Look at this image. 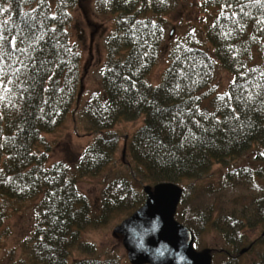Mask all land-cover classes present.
<instances>
[{
	"label": "trees",
	"instance_id": "obj_1",
	"mask_svg": "<svg viewBox=\"0 0 264 264\" xmlns=\"http://www.w3.org/2000/svg\"><path fill=\"white\" fill-rule=\"evenodd\" d=\"M82 1L0 0V196L41 197L29 242L32 263L120 264L115 258L70 262L82 230L136 212L146 202L143 186L174 183L184 192L176 220L196 239L208 227L220 232L234 251L213 249V255L224 253L226 264H237L250 245L240 251L244 232L264 228V0H203L206 9H217L207 28L213 54L193 38L176 45L157 86L149 75L173 0H95L100 13L115 15V31L108 38L104 93L87 111L88 136L95 140L72 173L65 163L47 165L43 138L65 123L79 99L81 55L69 27L70 12ZM216 61L233 81L209 105L203 92ZM141 119L127 146L129 177L110 182L100 212L91 213L79 179L113 164L121 142L116 126ZM246 156L249 162L238 165ZM216 166L227 171L221 186L200 185ZM238 186L251 190L247 206H228V194L213 191ZM260 244L264 236L255 241Z\"/></svg>",
	"mask_w": 264,
	"mask_h": 264
},
{
	"label": "rangeland",
	"instance_id": "obj_2",
	"mask_svg": "<svg viewBox=\"0 0 264 264\" xmlns=\"http://www.w3.org/2000/svg\"><path fill=\"white\" fill-rule=\"evenodd\" d=\"M70 13L72 15L69 27L70 41L81 55L80 95L65 123L55 132L45 135L43 141L49 147L47 165L50 167L57 163H65L70 166L72 173H75L80 155L95 140V137L88 136L90 124L87 111L92 98L94 96L100 98L104 93L102 78L107 64L108 38L115 31V15L100 13L95 0L82 1V4L73 8ZM216 14L217 9H206L203 0H173L170 11L164 16L168 24L159 60L149 75L151 84L157 86L162 81L163 75L171 63L172 52L178 44L187 43L193 38L201 48L213 54V48L207 39V28ZM171 32H173L172 37ZM232 81L233 76L216 61L213 82L203 92V94H210L206 104L211 105L213 97L224 94ZM143 122L144 120L141 119L136 122L119 123L115 130L120 135L121 142L115 162L97 176L79 179V190L88 200L92 209L91 213L100 212L103 193L110 182L118 178L129 177L131 159L127 146ZM40 149L45 150V145H41ZM248 162L249 157L246 156L244 160H239L237 163L243 165ZM226 172L225 168L216 166L211 177L200 185L217 189L225 180ZM213 191L227 193V199H230L228 206L234 204L238 207L247 206L251 200V190H246L242 186ZM40 200L41 197L19 201L0 196V264H34L30 255L29 242L35 229V216ZM217 202L219 201L217 200ZM191 205L193 204L190 203L187 207ZM131 215L129 213L115 214L106 225L90 226L83 229L80 242L73 249V257L70 262L80 259L115 258L119 260L120 264H131L123 247L122 237L113 235L114 229ZM177 221L180 220L177 218ZM263 231V227L246 230L244 232L246 246L242 247L240 251L259 239ZM195 249L200 252L206 249L234 251L227 244L223 235L210 227L202 230L198 238H195ZM263 258L264 245H255L250 252L238 259L237 264H256ZM227 261L228 257L224 253L213 255V264H226Z\"/></svg>",
	"mask_w": 264,
	"mask_h": 264
},
{
	"label": "water",
	"instance_id": "obj_3",
	"mask_svg": "<svg viewBox=\"0 0 264 264\" xmlns=\"http://www.w3.org/2000/svg\"><path fill=\"white\" fill-rule=\"evenodd\" d=\"M173 32H171V37ZM144 205L117 226L131 264H213V250L195 249L194 232L176 220L183 189L174 183L144 186ZM249 249L241 251V255Z\"/></svg>",
	"mask_w": 264,
	"mask_h": 264
},
{
	"label": "flooded vegetation",
	"instance_id": "obj_4",
	"mask_svg": "<svg viewBox=\"0 0 264 264\" xmlns=\"http://www.w3.org/2000/svg\"><path fill=\"white\" fill-rule=\"evenodd\" d=\"M261 236H264V231H263V233H262V235ZM258 240V239H257ZM256 241V240H255ZM255 241H253L248 247H247V249H249V252L254 248L253 246L255 245Z\"/></svg>",
	"mask_w": 264,
	"mask_h": 264
}]
</instances>
